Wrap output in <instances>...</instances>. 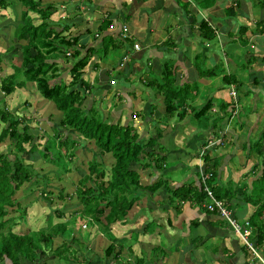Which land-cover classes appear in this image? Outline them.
<instances>
[{
  "label": "trees",
  "instance_id": "16d2710c",
  "mask_svg": "<svg viewBox=\"0 0 264 264\" xmlns=\"http://www.w3.org/2000/svg\"><path fill=\"white\" fill-rule=\"evenodd\" d=\"M16 1L23 9L19 12L20 22L15 23L11 31L12 43L0 49V92L7 96L12 94L15 88L23 87L25 80L33 82L41 97L51 101L55 109L59 111L60 116L57 123L51 125V135L41 131L44 140L41 147L37 148L36 143H34V137H41V134L37 135L38 132H35V129L26 123L27 119L22 117V115L9 111L4 104L0 105V142L7 137L10 140L9 145L13 148V151L0 153V264H36V260L40 261V255L43 257L49 253L47 248L52 247V238L57 236L58 233L62 234L66 230V224H74V220L77 217L81 220L77 227L78 230H90L95 224L96 230L107 239L109 237L110 240L111 234H109L108 226L115 222H125L127 220L126 213L133 203L141 199H149V195L153 194L160 186H163L166 196L164 206H171L170 209L174 214H180L179 206L182 203L195 207L200 213H202V210L204 213H208L202 206L205 200V193L199 182L196 168L194 167V170L191 171L195 178V180L193 179L194 181L186 182V179H182L178 184L171 186L168 184L169 177L164 179L159 177L162 174L164 175L168 169L165 151L156 153L153 150L157 139L165 134L157 129L158 124L166 125L172 118L180 120L186 113H190L192 119L198 125L197 130H202V116L213 106L211 99H206L198 108L192 105L189 106L186 103L189 97L191 100L195 99L194 95L199 88V83L194 80L178 83V78L173 74L175 68L166 61H162L154 75L150 76L149 73L155 67V62L147 63L150 57H146L145 67L147 75H144V79H142L140 71L136 80L139 81L141 90H149L150 93L154 94V97L156 94L161 95V106L158 108L161 114L158 116L159 119L151 122H155L156 125L153 128V134L143 137V134L145 136L149 129L146 126L147 122L144 121L145 113L142 110H133L127 107L123 115V121L118 120L119 118L116 116L106 121V119L101 117L100 111L94 107V102H96L94 100V91L92 93L89 92L92 86L88 84L87 80L85 81L82 78L83 68L88 66L91 69H95L98 66L101 56L98 59L100 61L94 62V60V63L89 66V61L96 58V53L101 52L104 56L108 50L116 52L121 49H125L124 52L128 53L130 48L126 44L127 40L124 38L123 40L114 41L115 37L111 34H105L100 38L98 45L84 44V41L80 43L78 41L80 35L62 34L64 28H53V25H49L45 21L50 15L49 7L51 8V6L49 4L42 7L39 0ZM198 1L200 2L197 3V7L202 10L210 7L214 0ZM259 3L263 6L264 1L260 0ZM5 4H7L6 0H0L1 7ZM28 12L37 14L36 18L40 21L34 23L33 19L35 17ZM224 12L227 16L232 15L231 7H226ZM110 23L111 21L106 15L96 26V31L101 33ZM196 28L199 38L202 40L201 42L212 39V28L206 21H199ZM89 31L90 29L87 27L85 32L88 34ZM255 32L264 33V17L256 23ZM240 42L245 45L246 39H240ZM16 51L19 52L20 64L24 68L19 71L18 66L11 64L12 70L4 72L1 69V64L4 60L2 56L10 59L13 52ZM66 52L68 54H65ZM59 53L62 54L68 64L69 80L67 83L59 78L61 75L58 73L56 62ZM122 56L117 61V64L121 65L120 67L124 65L121 60ZM126 56L128 57L127 54ZM250 57L252 59L256 58L255 56ZM259 59L262 60L263 57ZM130 60L135 62L134 57H131ZM248 61L246 60V63L249 64ZM131 62H126L125 69L127 65L130 66ZM191 63L198 78H205L211 81V79L216 78L215 76H220L223 85L227 87L233 85L231 89L229 88L231 92H233V89L243 86V83L239 82L238 84L236 82L232 72L226 73L222 57L218 64L219 66L213 64L211 67L205 68L200 53L197 52L193 55ZM125 69L121 70V72ZM129 70H132V68ZM223 71L225 72L224 74ZM102 73L105 78L109 77L108 68L103 70ZM142 73L145 74L143 71ZM18 74L23 75L24 79L18 80ZM250 78V84L254 86L257 85L256 78L260 82V77L255 74ZM84 90L91 94L89 95L88 103L85 106H81ZM119 90H121L120 94H124L125 98L127 92L123 91L122 87ZM233 93L236 95V92ZM117 95L119 97L118 93ZM99 96L101 95L99 94ZM218 103L223 109L229 106L232 112L234 109L239 108L238 100H234V103L233 100L227 103H221L220 100ZM151 108L152 106L146 112L148 116L153 112ZM137 117L140 118V132H137L136 128L129 124L130 121ZM18 126H21L20 130ZM55 128L60 130L58 129L57 131ZM63 130H70L83 140L92 142L100 156L109 157L111 162L106 167L102 164L101 158L96 160L93 156L85 161L86 172L78 177L77 184L74 185L73 193L77 198V203H74L76 206H74L75 208L72 212H75L70 219H59L54 222L57 228L50 229L48 223H46L44 227L36 230L16 231L13 226L18 224L19 219L22 220L24 217V207L18 205L20 199H15V192L23 182H30L33 179L32 171L34 170L30 164L23 162V154L38 155L45 161L56 163L55 166L61 171H70L62 158L64 155H67L69 159L73 158V151L79 141L71 137V134L65 136L61 132ZM148 134L150 133L148 132ZM262 139H264L263 135L256 139V145L259 146V155L257 157L261 158H259L258 166L255 165V170L253 169L254 173L258 170L259 174L255 178L256 183L254 181L251 182V191L245 190V196L243 197L246 203L255 206L247 221L253 227L248 236L254 238L252 239L254 246L264 243V225L261 223L264 220V201L260 202L259 197L251 199L248 195L257 191L261 187L260 185L264 183V147L262 148L263 153H260ZM147 147L150 149L146 150ZM207 160H209V157L205 154L203 156V170L211 172V177L208 179L207 184L214 196L228 203L232 210L234 207L230 200L234 190L226 188L223 189L222 193L220 192L222 188L215 183L218 165ZM134 166L139 168V170H147L145 172L151 176L155 172L158 177L151 183L142 185ZM42 196L49 201L46 193H43ZM60 196L62 195L60 194ZM65 196L67 197V193H65ZM22 203L27 206L29 201L26 200ZM164 206L161 207L162 210H165ZM146 208H149L146 211L150 210V207ZM13 210L17 211L16 216L7 215L12 213ZM141 211L144 212L143 209ZM6 215L8 217H5ZM51 216L61 218L63 209L55 208ZM149 222H146L143 230L149 226ZM237 222L240 223L239 221ZM191 223L193 225L196 224L194 220ZM82 224H84V227H82ZM47 228L49 230H46ZM88 232H85L82 238H73L77 240L78 247L72 251L68 250L67 243L61 241L60 244L51 248L52 256L70 259L80 248L86 247L85 238L88 236ZM107 256H111L114 260L117 258V251H114V246L110 241L105 243L103 254L101 255V257ZM48 258L45 257L44 260ZM135 261L136 264L140 262L139 259H135Z\"/></svg>",
  "mask_w": 264,
  "mask_h": 264
},
{
  "label": "rangeland",
  "instance_id": "374dc122",
  "mask_svg": "<svg viewBox=\"0 0 264 264\" xmlns=\"http://www.w3.org/2000/svg\"><path fill=\"white\" fill-rule=\"evenodd\" d=\"M40 5L43 7L47 4L51 6L49 7V12L50 15L49 17L45 20L49 25H53V28L57 27H62L65 30V26H67L70 21L72 20V17H74V14L71 12H68L69 9H66L65 12H61L60 8L64 7L65 3H59L57 0H39ZM264 1V0H263ZM7 4L4 6H0V49L5 48L8 45L12 43L11 41V31L13 29V26L15 23L20 22L19 18V12L23 7L17 3L13 2V0H6ZM10 2V4H8ZM11 2L13 4L11 5ZM58 3V4H57ZM263 3V2H262ZM182 4V3H181ZM53 6V7H52ZM256 7H262V4L259 3ZM31 16H34L35 18L33 19L34 23H38L40 20L36 18L37 14L28 12ZM263 18V17H262ZM84 25L82 22L79 24L78 30L76 28L72 31L67 30L63 32L65 35L66 34H71V33H76L78 35H84L82 38H85L84 44H97L99 43V38H100V33L97 31H92L91 26H89L90 31L88 34L85 32L86 28H82ZM86 27V26H85ZM70 31V32H69ZM95 33L97 34L95 36ZM80 37V36H79ZM81 39V37L79 38ZM80 43L82 41L78 40ZM207 41V46L205 47L204 53L211 54L217 57H220V59L213 63L219 66V61L221 60V57H223L222 62L225 61V59L232 61L236 67V71H233L232 74L235 73V79L237 81H240L243 83V86H240L242 89L235 88L233 89V92H236V98L238 99L240 110L234 109V113L230 111L229 106H226L224 109L221 108V106H217L214 108L213 106L211 107L210 110H208L203 116H202V128L205 127L204 129L208 134H211L210 136L213 135V139H217L218 141L212 142L214 145L217 143V148L220 150H223L224 153L229 155V160L230 163L227 165L230 167V174H228L227 167H224V169L221 170V173L224 174L225 176L227 175L228 180L226 182H223L220 184V187L222 188L220 192L222 193L223 189L229 188V190H234L232 192V198L235 196H239V198L244 199L243 197L245 196L244 191H251L252 185L247 189L245 187L246 184V179L244 178L245 174L249 175L250 177H257L258 170L253 174L249 172L250 170H253L255 168V165L258 166L259 158L257 157L259 155L258 153V148L259 146L256 145V139L260 138V136L263 135L264 137V76L262 81V84L258 82L257 80V85H252L249 84V80H251L250 75V70L251 68V63L253 62V69L256 70L258 67H261L262 73L261 75H264V61L259 59L260 57H256L255 59H252V57L249 56L247 58V53H251L250 48L248 45L242 44L240 41L236 42H230L226 46L223 45V47H220L218 43H216V40L210 39L206 40ZM214 44V46H213ZM100 47V46H99ZM98 47V48H99ZM209 47H212L213 50H210ZM200 48V47H199ZM171 50L169 51L170 54ZM121 51L117 50L115 51H109L106 53V55L103 56L101 52L96 53L95 57L96 60L94 62H98V60L101 56V61L98 62L99 67H105L109 68L110 66H113L109 70V77L105 78L104 75L100 74L99 71H93L91 70L88 66H85L83 68V74L82 78L86 81H88V84H91L92 82L94 84H91L92 87H90L89 92L94 91L95 95V101L94 102V107L98 109L101 113V117L103 119H106V121H109L110 119H113V114L116 115L118 120L123 121V115L126 112L127 108L126 101H122L124 98V94H120L121 90L118 91L115 90V87L113 86V83H109V80H116V74L119 73V70L114 71V69L118 66L117 60L120 56ZM254 56V55H252ZM4 58L3 63L1 64V69L4 72H10L11 69V64L14 66H18V70L21 71L24 67L20 64V55L19 52H13L11 55L10 59L2 56ZM200 57L202 59V53L200 52ZM128 58V57H127ZM130 58V56H129ZM247 58V59H246ZM246 60H249V64L246 63ZM162 61H158V66L159 67L160 63L162 64ZM204 67L209 68L213 64L210 62H207L204 60ZM57 65H58V73H60L61 80H63L65 83L68 82L69 80V74L67 72L68 69V64L66 60L62 57V54L59 53L58 58L56 60ZM93 59L89 61V66L91 63L93 64ZM201 62V61H200ZM227 64L228 62L225 61ZM193 67V66H192ZM251 68V69H250ZM179 69H174L173 74L176 77H180V80L178 83L181 82H186L183 80L182 76L180 73H177ZM141 69H136L135 72L132 70L131 76L127 77L124 74H120L121 76V83H124L125 87L131 88L133 86L135 91H140L139 97L142 99V101H147V95H143V91L140 89L141 86H138V82L136 80L137 74L140 72ZM177 70V71H176ZM259 70V69H258ZM116 72V73H115ZM261 72V71H259ZM259 72H255V75H259ZM225 72L223 71V74ZM185 75V73H183ZM112 75L115 76V78L109 79ZM150 76L154 75V70L152 69V72L149 73ZM102 78L104 80H102ZM21 79L23 80L24 77L23 75L18 74V80ZM108 83V84H107ZM207 85V86H205ZM222 86V88L220 87ZM220 87V95H213L214 91L217 90V88ZM263 88V90H262ZM244 93H243V91ZM118 91V92H117ZM229 91V88L226 87L225 85L222 84L221 80L219 77L211 79V84H201L200 87L197 89V94L195 93V99H190V97L186 100V103L190 106L194 107H199L201 104H203L206 99L210 98L213 104H218L217 102L221 101L222 102H230L234 99V97L230 98V96H235V95H230L228 93V96L225 98L224 96L219 97L223 94L227 95V92ZM87 92V90L83 91V100L81 103V106H85L88 103L89 95L91 93ZM116 93L119 94L115 95ZM99 94L101 96H99ZM130 96L133 95V91L127 92ZM134 97V96H133ZM152 96H150L151 98ZM221 99H217V98ZM144 98V99H143ZM156 98L159 99L158 101L156 100H151L150 106H152L151 110L153 111L150 116L146 113L149 109V103L147 107L144 105L142 108V103L135 101L136 105L138 104L139 107H136L132 103V108H135L137 110H142L143 113H145V120L146 126L148 131L147 134L143 137H146L147 135H152L153 134V128L155 125V122L151 123L155 119H159L158 116L161 114L160 110L158 109L161 106V95L156 94ZM152 99V98H151ZM192 101V102H191ZM148 102V101H147ZM5 105L6 108L9 111H14L17 115H22V117L26 118L27 121L26 123L31 127L35 129V132H38L37 135L41 134L39 136L34 137V143H36L37 148L41 147V144L43 142V136L42 132L44 131L47 134L51 135L52 130H51V125H54L57 123L59 119V111H57L53 105V103L49 100L44 99L41 97V95L38 93L36 90L34 83L25 80L24 81V86L21 88H15V90L12 92L10 95H3L0 92V105ZM237 105V103H236ZM134 106V107H133ZM188 106V108H190ZM128 107V106H127ZM130 108V107H128ZM133 109V110H135ZM151 112V111H150ZM117 120V121H118ZM160 121V120H159ZM54 123V124H53ZM129 124H132L137 132H140L141 126H140V118H135L132 121L129 122ZM164 125V126H163ZM224 126V127H223ZM170 127V129H169ZM223 127V128H222ZM21 126H18V129L20 130ZM54 129V128H53ZM56 129V128H55ZM59 128L56 130L58 131ZM157 129L161 132H164L162 134L163 137L157 139V142L153 146L154 152H163L165 151L166 154V165H167V172L161 176L160 178H165L169 177L168 184L171 186H174L175 183L178 184L179 181L182 179H186V182H191L194 181V175L190 174L193 170V168L200 164V167L203 168V156L205 154L209 157V162L213 164H217L218 167L216 168V175L217 172L220 171L218 170L219 167L224 164L225 160V155L221 156H214L213 151L207 150V153H204L200 156H198V152L203 148V143L202 146L199 148L198 142L195 143V140L190 141V137L194 139L195 136H198L199 138H203V140L207 142V134L206 132L204 133L202 130H197L198 125L195 122L194 119H192V116L190 113H186L183 118L180 120H175L171 119L169 122L165 124H158ZM60 130V129H59ZM169 130V131H168ZM198 132H197V131ZM65 136H68L71 134V137L76 138L78 140L79 144L75 147L76 149L73 151V158L69 159L67 155H64L62 160L67 165L68 170L70 171H61L57 166H55L56 163H51L48 161L43 160L40 156L35 155L33 156L32 154L30 155H25L23 154V162L26 164H30L31 168L34 169L32 171L33 174V179L30 182H23L18 190L15 192V199H20V203L18 205L20 207H24V217L19 219V223L16 224L17 226H20L17 228L16 231H29V230H36L41 227H44L46 223H48L49 228H57L56 226V221L59 219H70V217L74 216V203H77V198L75 197V194L73 193L74 185L77 184V179L80 177L82 174L86 172V163L85 161L89 160L92 156L95 157L96 160L102 159V164L108 167L109 163L111 162V159L107 156H100V154L95 150L92 142H88L86 140H83L81 137H79L76 133H72V131H61ZM148 132L150 134H148ZM169 133V134H168ZM142 134V133H141ZM169 136H168V135ZM168 136V137H165ZM173 139L174 141L171 142ZM262 144L264 142V139L261 140ZM10 140L5 137L2 139L0 142V153H5L7 151H13V148L9 145ZM189 143V144H188ZM188 144V145H187ZM220 146L223 148H220ZM258 146V147H257ZM167 147V148H166ZM264 145H261V154L263 153L262 148ZM150 148H146L148 150ZM189 149L190 150L189 152ZM197 149V152L194 154L195 150ZM205 148L204 150H206ZM186 151L189 153L186 154ZM192 151H194L192 153ZM192 153V154H191ZM234 154V155H232ZM264 154V153H263ZM194 155V156H193ZM195 155L198 156L195 157ZM227 161V162H228ZM197 163V164H196ZM244 166V169L241 171V167ZM256 166V168H257ZM138 176H139V181L142 183V185L149 184L152 181H154L158 176L157 173H153V176L149 175V173L145 172L147 170H139L136 166ZM149 171V169H148ZM233 172V173H232ZM241 173L240 177L239 174ZM232 174V175H231ZM179 180V181H178ZM256 180V179H255ZM254 180V183L256 181ZM208 182V180H207ZM213 182V181H211ZM216 182V180H215ZM263 183V182H262ZM259 189L255 192L249 193V198L255 199L258 198L260 199V202L264 201V183L260 185ZM239 192V193H237ZM43 193H46V196L49 201H47L42 195ZM65 193H67V197L65 196ZM60 194L62 196H60ZM150 194V193H149ZM162 195V196H161ZM165 192L163 191V186H160L158 189L155 190L153 194L149 195V199H141L133 203L131 208L127 211L126 217L128 218L127 220H133L135 215L141 214V210L146 211L150 207L152 203L159 204L161 202V199H164ZM29 201L27 206H24L25 204L22 203L24 201ZM156 200V201H155ZM166 201V199H165ZM250 207L245 208V214L248 215V212L252 210L255 206L250 203H246ZM259 204V203H258ZM78 205V204H77ZM160 205V204H159ZM145 207V208H144ZM241 208L247 207L245 205L244 207L240 206ZM63 209V216L61 218H55L52 215L54 209ZM159 212H166V210L161 211L162 209L157 208ZM17 211L13 210L12 213H9L7 215L10 216H16ZM5 217H8V216ZM238 218V217H237ZM239 222L241 223L242 220L238 218ZM15 222V221H14ZM81 222V220L77 217L74 220V224L68 223L66 224V230L61 234L58 233L55 238H53V244H60L61 241L64 243H67V246L69 247L68 250L70 249L71 251L77 248V240L73 239L74 237H84V233L88 232V236L85 238V244H86V249L83 250L81 248L78 250L70 259H62V258H56V256H52V249L48 247V252L47 256H49L50 260L56 261L58 260L57 263L55 264H75L76 260H79L81 257V253L85 255V252H87V255L91 258V264H107L108 261L111 262L114 261L112 260L113 258L110 256L107 257H101L103 254V248L106 241H104V235L100 234L98 230H96V225L94 224L92 226V229H80L78 230V224ZM86 222V221H85ZM155 222V220H154ZM50 223V224H49ZM226 223V222H225ZM115 224V225H114ZM13 226L15 229L17 226ZM130 223H122V222H115L113 224H110L108 226L109 232L111 231L112 235L114 236L115 239H126V243L129 244L133 241V239H129L130 236H134L136 238V232L133 233L130 229L129 226ZM151 226V223L149 224V228ZM70 227V228H69ZM47 228L46 230H49ZM132 232V235L129 236L128 231ZM184 230H186V227H184ZM202 232L205 233V229L202 227L201 228ZM103 237H102V236ZM125 235V236H122ZM203 236V235H202ZM201 236L196 237L195 241L200 242L201 245L198 247L202 250V256L205 258H208L210 256V247L209 243H207L208 238L204 239L205 236H203L202 241H204V244L201 243ZM107 240V239H105ZM89 241V242H88ZM90 243V244H89ZM197 243V244H198ZM183 244V243H182ZM54 246V245H53ZM72 254V252H71ZM148 258V256H145L144 259L143 257L140 260L139 264L143 263H149L152 264V262L145 261ZM72 259V260H71ZM76 259V260H75ZM124 259V257H123ZM75 260V261H74ZM83 263L82 261L80 264ZM115 263V262H114ZM23 264V263H22ZM36 264H41V261L36 260Z\"/></svg>",
  "mask_w": 264,
  "mask_h": 264
},
{
  "label": "crops",
  "instance_id": "0c3cea01",
  "mask_svg": "<svg viewBox=\"0 0 264 264\" xmlns=\"http://www.w3.org/2000/svg\"><path fill=\"white\" fill-rule=\"evenodd\" d=\"M13 2L17 1L13 0ZM13 2H11V5ZM57 2H66L64 7L60 8L61 12H65L66 9H69L68 12L74 14L70 23L65 26V30L63 29L62 34L67 30L73 32L75 28L78 30L81 22L84 25L82 27L83 29L91 26L92 31H96L98 23L102 18L108 15L111 23L100 33V38L105 34H111L115 37L114 41L123 40L124 38L127 40L126 44L128 45V48H130L129 52L125 53V49H121V53L118 56L121 57L123 54H127L128 60H126V62H131V57L135 58V62H131L130 66L127 65L126 69V62L122 67L119 68L117 66L114 69V71L119 70V72L125 69L121 74L125 73V76L127 77L131 76L130 72L132 70L135 72L136 69H142L140 70V74H142L140 77L144 79V75H147L145 67L146 57H150L147 63L155 62V67L152 68L154 72L157 71L156 66H158V61L163 60L176 69L181 68L177 73L181 74L183 80H194L199 83V87L204 83L211 84L210 80L198 78L196 76V71L191 63L193 55L197 52L202 53V62H205L204 60H206L213 64L217 59H220V57L212 55L213 51H211V54L203 52L207 46V41L204 40L201 42L202 40H200L196 28L201 20L206 21L212 28V39L216 40V43H218L220 47H223V45L226 46L232 41L236 42L240 41V39H246L245 45H248L251 51V53L246 54L247 58L254 55L255 57H263L262 61H264V33L255 32L256 23L264 17V4L262 7H256L260 0H214L210 7L202 10L197 7V3L200 2L198 0H57ZM226 7H231L232 15H226L224 12ZM240 26L242 27L240 28ZM123 34L128 35V37H122ZM68 35H76V33ZM96 35L97 34L95 33V36ZM83 36L84 35H80L82 41L85 42V38H82ZM81 39L78 40L81 41ZM134 42L139 45L137 50L132 48V43ZM209 49L213 50L212 47H209ZM170 50L171 52L169 54ZM109 51L110 50L107 52ZM94 60H96V58L93 59V61ZM225 61L228 63L226 64ZM225 61L224 69L226 73L236 71L237 65L227 59H225ZM251 65L252 69L250 68V77L255 74L254 71H261L258 76L260 77V84H262L261 80L264 75H261V67L254 70L253 62ZM111 68H113V66H110L108 69L110 70ZM131 68L132 70H129ZM91 70L95 72L100 70L99 73L104 75L102 71L106 70V68L99 67L98 64L95 69L93 68ZM142 71L145 74H143ZM183 73H185V75ZM121 76L122 75L119 73L116 74L117 79L114 81L111 78H115V76L112 75L109 78L111 79L109 80V83H113L115 90H119L122 87L125 92L133 91L132 96L126 93L127 96H125V100H122L126 101V105L131 109H135L132 108V103L136 105L135 101H138L142 103V108H144V105L147 107L149 103L148 109L150 110L149 101L159 100L156 96L154 97V94L150 93L149 90H142V94L147 95L148 102L142 101L139 97L141 92L132 89L134 88L133 86H131V88L128 86L125 87V82L121 83ZM215 77L220 78V76ZM176 78L180 80V77ZM102 80L104 79L102 78ZM236 82L239 84L240 81L236 80ZM91 84L94 83L92 82ZM138 86L141 85L138 84ZM232 86L233 85H229L228 88L231 89ZM220 87L222 88V86ZM220 87L214 91L213 95H220ZM230 89L227 92V95L223 94L219 97L224 96L226 98ZM115 95H117V93ZM150 96H152V99ZM219 97L217 99H221ZM236 100L238 99L235 95V101ZM216 105L218 106L219 103L213 104V107L215 108ZM127 106L125 107L127 108ZM136 107H139V105L137 104ZM239 109L240 106L238 111ZM113 116L116 115L113 114ZM202 131L204 133L206 132L203 128ZM206 134L208 135L207 144L202 137H198L199 135L195 136L194 139L189 135L188 138H190V141L195 140V143L198 142L199 148L204 141L203 145L207 148L205 153H207V150L213 151L214 156L212 155V157L225 155L227 160H225L224 164L219 167L218 170L220 171H218L216 175L215 183L220 185L228 180L227 175L225 176L222 174L221 170L224 169V167H227L228 174L232 171L230 170V167L227 166L230 163V161H228L229 155L224 153L223 150L217 148L218 143L216 145H214V143L212 144V142L218 141L217 139L212 138L213 135L210 136L211 134H208L207 132ZM169 140H171V142L174 141L173 139ZM262 145H264V142ZM220 148L222 147L220 146ZM190 150L192 149H189V152ZM189 152L186 151V154ZM193 152L194 151H192V153ZM196 152L197 149L194 154ZM243 169L244 166L241 167V171ZM249 172L253 174L254 171L249 169ZM258 174L259 172L257 175ZM240 175L241 173L239 174V177ZM244 178L246 179L245 187L248 189L255 178L246 174ZM165 199V197L164 199H161L163 202H159L160 205L152 203L149 211H140L141 214L135 215L133 220L125 221V223H130L129 229L133 233L136 232L135 238L134 236L131 237L130 235H132V232L130 230L128 231L130 236L129 239H133L131 243H126V239L124 238L115 239L111 231L109 232V234H111L110 240L109 237L107 239L104 236V238L107 239H104V241H110L114 246V251H117V258L115 260L112 259L114 260L112 262L110 259L107 264H136L135 259H141L142 257L144 259L145 256H148L145 261L152 262V264H264V243L254 246L255 253L262 259V262H260L258 257L242 244L240 239L233 233L231 228L221 217L209 212L204 213L203 210L202 213H200L195 207L189 206L185 203H182V205L179 206L180 214H174L170 209L171 206H164L166 203ZM230 202L234 207L232 208L234 217L237 220L240 218V220H242L241 222L245 220L248 221V216L255 207L252 208L247 215L245 214V208L249 209L250 207H248L249 205L246 204L242 198L240 199L239 196H234V198H231ZM245 205H247V207H244ZM162 206H164L165 210L167 209L166 212L163 210H161L163 212H159V210H157V208L160 209ZM240 206L244 208H241ZM126 219L128 218L126 217ZM193 220L196 222L195 225L191 223ZM147 221H150L149 224L151 223V226L150 228L147 226V228H144L143 230ZM168 221H170V223H168ZM261 223L264 225V220ZM18 227L19 226L16 227V230ZM184 227H186V230H184ZM202 227L205 229V233L202 232ZM247 227H251V230H253L251 225L248 224ZM202 235L205 236L204 239L208 238L207 243H209L208 247H210V256H208V258L202 256L204 249L201 250L198 247L201 245L200 242L198 243L195 241L196 237L201 236V243L203 242L202 244H204V241H202ZM252 239L254 238H251V240ZM53 241L52 238L51 248L56 246V244H53ZM85 249L86 248H83V250ZM87 252H85V255L81 253V258L79 260L75 259V264H80L81 261L83 262L81 264H91L90 260L94 257L87 255ZM41 262L42 264H55L58 260L56 259V261H54L48 258Z\"/></svg>",
  "mask_w": 264,
  "mask_h": 264
},
{
  "label": "built area",
  "instance_id": "2783aa9c",
  "mask_svg": "<svg viewBox=\"0 0 264 264\" xmlns=\"http://www.w3.org/2000/svg\"><path fill=\"white\" fill-rule=\"evenodd\" d=\"M132 48L134 50H137L139 48V45L137 43H132ZM127 56H122L121 60L126 61ZM233 94V92H231ZM201 152H199V155H201ZM198 178L199 182L201 183L202 190L205 193V200L202 203V206L211 213L216 214L217 216L221 217L232 229V231L239 236L241 241L244 243L247 249L251 250L256 257L258 255L255 253L253 249V245L251 241L248 239L249 235V228H245L240 223L236 221V219L233 217L232 210L230 209L228 203L224 202L221 199H218L214 196L212 190L210 189L209 185L207 184V180L211 177V173L204 171L203 168L201 169L200 164L198 165ZM243 225L247 226V221L243 222ZM258 259L262 262V259L258 257Z\"/></svg>",
  "mask_w": 264,
  "mask_h": 264
},
{
  "label": "clouds",
  "instance_id": "9594fccd",
  "mask_svg": "<svg viewBox=\"0 0 264 264\" xmlns=\"http://www.w3.org/2000/svg\"><path fill=\"white\" fill-rule=\"evenodd\" d=\"M122 37H128V35H126V34H123L122 35ZM65 54H68V52H66ZM124 55H126V54H124ZM123 55V56H124ZM126 60H128V58L126 59ZM126 61H123V63H125ZM119 66H121V65H119ZM230 93V95H234V93L233 94H231V91L229 92ZM232 97H234V99H233V103H234V100H235V96H230V98H232ZM237 107V106H236ZM232 113H234V111L232 112ZM206 148V146H203V148L200 150V151H202L201 152V155L204 153V149ZM199 151V152H200ZM199 152L197 153L198 154V156H200L201 157V155H199ZM198 156L197 155H195V157H197L198 158ZM197 164V163H196ZM198 168H197V166H196V170H197ZM202 169V168H201ZM198 172V171H197ZM207 172H210V171H207ZM211 173V172H210ZM231 209V208H230ZM209 213H211V212H209ZM232 213H233V211H232ZM214 214V213H213ZM233 217H234V215H233ZM235 218V217H234ZM236 219V218H235ZM236 221H238L237 219H236ZM246 221V220H245ZM244 222V221H243ZM243 222H241L240 224L242 225V226H244L245 228H249V230L251 231V227H247L248 226V222H247V226L246 225H243ZM228 225V224H227ZM17 226V225H16ZM229 226V225H228ZM20 227V226H19ZM82 227H84V224H82ZM232 230V229H231ZM20 231V230H19ZM26 232V231H25ZM234 233V232H233ZM250 233V232H249ZM235 234V233H234ZM238 238H239V236L237 235V234H235ZM250 237L248 236V239H249ZM240 239V238H239ZM250 241H251V243H252V245H253V249H254V243L252 242V240H251V238L249 239ZM240 241H241V239H240ZM242 242V241H241ZM242 244L244 245V243L242 242ZM245 246V245H244ZM246 247V246H245ZM255 251V250H254ZM47 254H49V253H47ZM50 255V254H49ZM45 257H48L47 255L46 256H43V257H41V255L39 256V258H40V261H44V258ZM260 261V260H259ZM261 262V261H260ZM41 264H42V262H41Z\"/></svg>",
  "mask_w": 264,
  "mask_h": 264
}]
</instances>
